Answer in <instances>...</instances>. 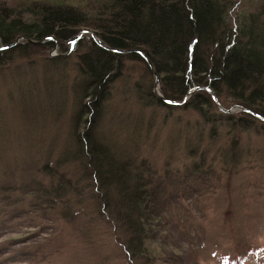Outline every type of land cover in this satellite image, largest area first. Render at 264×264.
Here are the masks:
<instances>
[{"label":"rangeland","instance_id":"374dc122","mask_svg":"<svg viewBox=\"0 0 264 264\" xmlns=\"http://www.w3.org/2000/svg\"><path fill=\"white\" fill-rule=\"evenodd\" d=\"M6 1L16 4L31 0ZM45 1L88 4V0ZM242 4L238 1L229 8L231 24V12L239 18ZM79 34L84 39L74 52H63L60 47L47 52L44 44H32L0 67V247L5 249L0 253V264H135L116 238L112 224L106 227L107 232L101 222L85 225V214L94 208L85 209L82 218L68 216L70 220L60 218L57 210H17L29 205L31 197L15 190V185L44 178L41 165L48 159V143L58 141L59 146L53 145V150L59 151L72 137L75 118L80 123L87 111L88 120L97 123L90 132L102 129L104 134L114 136L113 140L122 139L123 146L131 132L126 116L143 121L145 133L135 136V142L128 145L135 148V161L148 160L157 173L173 180L166 187L162 185L169 197L189 187L187 195L166 201L165 207L161 205L175 216L176 223L181 222V235L173 233L169 238H176L178 248L182 244V252L172 256L173 264H264V122L246 114L248 109L226 90L221 91L219 102L234 115L229 122L219 118L222 116L215 107L207 112L218 117L211 125L205 121L206 114L195 107L179 106L170 112L145 97L154 78L144 60L133 59L120 63L108 85L99 103L105 107L100 121L92 107L94 101L84 97L87 111L79 108L77 88L82 80L79 55L92 54L89 37L95 41L99 37L89 29ZM212 47L207 43V55L216 52ZM55 57L60 61L51 62ZM160 86L176 95L182 90L179 85L172 88L163 82ZM160 86L154 83L157 96ZM243 117L245 120H240ZM211 126L215 127L212 136L208 132ZM233 141L237 142L238 162L232 167L224 161L223 153L230 151ZM192 144H201V151L192 154ZM204 149H208L205 166L212 168L202 178H193L187 168L200 163ZM248 249L244 263L235 262L236 256L242 257L243 250Z\"/></svg>","mask_w":264,"mask_h":264},{"label":"trees","instance_id":"16d2710c","mask_svg":"<svg viewBox=\"0 0 264 264\" xmlns=\"http://www.w3.org/2000/svg\"><path fill=\"white\" fill-rule=\"evenodd\" d=\"M238 1L243 2L244 10L239 18L231 12V24L228 10ZM83 29L91 30L108 47L135 49L116 52L89 37L92 54L79 55L82 80L77 86L78 106L86 112L88 102L83 98L94 101L96 119L102 121L105 115V107L99 103L104 100L120 63L133 59L144 60L154 78L151 91L147 90L145 97L170 112L179 106L195 107L206 114L205 121L211 125L218 117L207 112L215 107L222 116L219 118L229 122L234 115L220 110L213 94L205 89L210 88L219 101L221 91H228L238 104L248 109L246 114L264 122V0L246 3L244 0H88L86 6L45 0L16 4L0 0V41L3 42L0 44L11 45L18 38L26 40L0 50V67L32 44H44L47 52L56 47L63 52H74L84 39L77 38ZM207 43L215 53H205ZM50 61L60 60L55 57ZM154 72L159 76V86L163 82L167 87H182L176 95L160 86L162 96L171 100H182L189 90L203 88L193 92L183 104H170L154 94ZM126 118L131 131L127 146H123L119 137L113 140V135L112 138L111 134H104L102 129L90 132L91 126L94 128L97 123L88 120V111L80 123L75 118L72 137L59 151L53 150V145L59 146L58 141L48 143V159L41 165L44 178L30 182L32 188L26 182L15 185V190H23L31 197L29 205L17 210L22 209V213L57 210L55 214H60V218L73 219L82 218L85 209L94 208L85 214V225L97 221L106 230L112 224L116 238L135 264H173L172 256L182 252V244L178 248L176 238H172L173 242L169 238L173 233L181 235V222L176 223L175 216L163 207L166 201L187 195L189 187H183L181 194L176 190L169 197L162 185L166 187L173 180L157 173L152 162L135 161L132 152L135 148L130 149L128 145L135 142V136L145 133V124L136 117ZM214 129L213 126L209 129L210 136ZM236 143L233 141L230 151L223 153L224 161L232 167L238 162ZM200 146L192 144L189 150L197 154ZM207 151L199 153L200 163L194 162L187 168L193 178L200 175L202 178L212 168L205 166ZM249 249L243 250L242 257L236 256L235 262L244 263ZM3 250L0 247L1 254Z\"/></svg>","mask_w":264,"mask_h":264},{"label":"water","instance_id":"95a60500","mask_svg":"<svg viewBox=\"0 0 264 264\" xmlns=\"http://www.w3.org/2000/svg\"><path fill=\"white\" fill-rule=\"evenodd\" d=\"M77 38H80V34L77 36ZM76 40V39H75ZM75 40H74V42H75ZM20 41V38H18L14 43H12L11 45H0V50L1 49H4V48H9V47H11V46H13V45H15L16 43H18ZM28 41L29 42H33L31 39H28ZM96 41H97V43H99L100 45H102L105 49H111V50H113V51H116V52H131V51H135V49H131V50H126V49H115V48H112V47H108L107 45H105L99 38L98 39H96ZM156 85L159 83V76L158 75H156ZM201 88H203V87H201V86H198L197 88H194V89H191V90H189L188 91V93L185 95V98H184V100H182V101H175V100H170V99H166L165 101H167V102H169V103H172V104H181V103H184L185 101H187V99L191 96V93L194 91V90H198V89H201ZM208 92L210 91L211 92V94H213V97H214V100L216 101V103H217V105H219V107H220V109L222 108V109H224V110H226L225 108H224V106L219 102V100H218V97H217V94H215L210 88L208 89V88H205ZM158 96L159 97H161L162 99H164V97H162V95L161 94H158ZM227 112H230V110H226Z\"/></svg>","mask_w":264,"mask_h":264}]
</instances>
